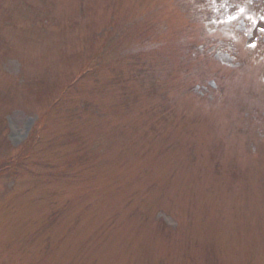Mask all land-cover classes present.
I'll return each instance as SVG.
<instances>
[{"label": "rangeland", "instance_id": "1", "mask_svg": "<svg viewBox=\"0 0 264 264\" xmlns=\"http://www.w3.org/2000/svg\"><path fill=\"white\" fill-rule=\"evenodd\" d=\"M0 264H264V0H0Z\"/></svg>", "mask_w": 264, "mask_h": 264}]
</instances>
